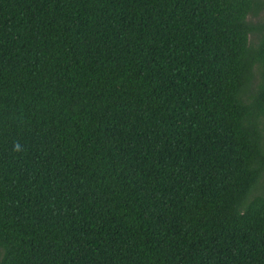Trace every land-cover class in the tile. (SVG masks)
<instances>
[{"label": "trees", "instance_id": "16d2710c", "mask_svg": "<svg viewBox=\"0 0 264 264\" xmlns=\"http://www.w3.org/2000/svg\"><path fill=\"white\" fill-rule=\"evenodd\" d=\"M0 264H264V0H0Z\"/></svg>", "mask_w": 264, "mask_h": 264}]
</instances>
